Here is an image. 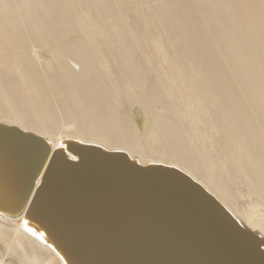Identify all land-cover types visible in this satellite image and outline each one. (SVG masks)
<instances>
[{"label": "bare ground", "instance_id": "6f19581e", "mask_svg": "<svg viewBox=\"0 0 264 264\" xmlns=\"http://www.w3.org/2000/svg\"><path fill=\"white\" fill-rule=\"evenodd\" d=\"M170 2H164L160 7V11L163 13V16L159 17V20H161L160 23L163 26L160 28H164V30H158V28L155 27V30L158 31L151 38L152 44L159 55V59L155 66L158 78L152 86L153 95L151 97H146L147 92L144 82L142 81L144 71L140 68L138 73H134V69L137 67H135L133 62H130V60H132L129 56L131 47H128L127 44H130L129 40L131 39L132 29L128 25L123 24V17L120 18L118 22L116 21L117 23H115V26L112 24L113 27L111 29L104 26L112 18L108 16L109 7L105 6L104 0H62L58 2V6L61 9L63 7V11H60L56 18L51 19L46 25V28L56 27L61 17L64 16L62 19L68 20V23L72 20H74L75 23L78 22L77 26L81 27V34H85L87 30L91 31L94 29L96 34H100L103 38L108 37L107 50H105L111 54L113 60L117 61L122 59L121 62L123 61L124 63L123 66L121 65L122 68H119L120 71H117V76L104 72L107 71L110 66L107 69L106 55L98 45L92 47H86L85 45L83 48H79V46L75 44H73V46L72 44L67 46L68 50H71L72 47L76 49L77 60L72 63V66L75 65L73 71L71 69L66 70L62 65H59L63 61L60 60L61 62H59L57 66L54 65L51 61V56L46 54L41 48L35 50L29 43V34L24 25V18L19 16L18 19L10 22L12 13L18 14L20 10L28 11L29 9L31 10V8H33L34 11L35 9H39L44 12L52 10L55 6L53 0H0V98L6 102L5 106L7 110L13 115V117L0 115V123L17 126L26 132L44 136L53 145L64 139H74L87 144H95L107 150L125 151L131 158L136 159L140 164L162 163L174 166L191 176L209 191L232 213L243 227L264 238V216L261 215L259 211V213H257L256 210L251 209L249 205L247 206L250 208L240 209L237 207L226 186L228 180L226 175H228V173H225L226 175L224 174L227 178L224 184L222 179L217 178L218 174L214 175L208 171L209 168H199L196 157L193 154L189 155L184 152L180 146V143L183 141L190 144L193 143L192 145L198 149L205 147V145L212 146L219 144L220 146H218L221 148V151L219 148L218 150L222 152V155L224 154V156H222L223 159L226 157V164L228 162L234 169H237L239 174L236 173V175L238 177H243V181L246 180L257 194L262 197L261 200L264 202V30L262 31V28L260 29V26L264 24V15L261 17L259 16V18L256 16L264 9L258 10L259 12L256 13V15L253 14L256 16V21L254 23H249L250 18L247 15L242 18L231 11L228 13L227 10L225 14L227 13L229 15V19L227 18L228 24H226L228 26H223L224 22L219 20L218 27L221 29L218 37L212 32V39L217 45L222 40H227L226 37H228L232 31L239 32L246 38L247 42H250L249 45L251 49L250 47L248 49L250 51L245 53H243L244 49L242 52L238 51L240 54H243H241L240 57L238 54L236 60L234 59L235 61H240V63L238 62L239 65L237 66L235 61L233 62L235 64H232L233 66L236 65L235 67H238L236 69L240 72V75L237 77L235 72L231 70L233 66L228 64L229 62L226 58L225 62L222 64L217 61V64H220L218 66H215L216 63H214L213 67L215 68H211L213 71L209 70L204 63L195 60L194 54L185 41L178 42L174 39L173 35L169 36L170 33L167 31L168 27L166 28V26L170 25L174 29L179 25V21L181 20H178L175 10L173 9L174 4L171 6ZM258 2L260 5H264V0ZM80 6H85L87 9L89 8L88 11L92 12L93 16H95L93 24H86L84 20L86 16L85 13L83 14L81 12V14H74L75 9ZM67 15H69V19H67ZM255 16L253 17L255 18ZM115 17L117 18V16ZM25 19L31 20V17H25ZM163 21L165 22L164 25L162 24ZM61 22H63V20ZM90 31H88V35L86 36H92ZM214 31L217 32L216 29H214ZM69 34L65 33V37L63 38L65 41H68V43L72 40L69 36L67 37ZM37 35L40 36V34ZM237 35L239 34L236 33V36ZM39 36L37 37L38 39L40 38ZM49 37L51 40L52 36L49 35ZM238 37L241 38V36ZM86 39L85 36L80 38V40H85V42ZM89 39H91V37ZM231 39L237 38L231 37ZM104 40L106 39H103V41ZM51 42L54 43L55 41L52 39ZM237 42H240V44H238L241 46L240 39ZM233 43L235 44L236 42ZM29 44L32 46L31 51L34 54V58L41 62L40 65H42V68L40 71H35L36 64L33 63L30 65L31 70H29V68L27 70L30 72L34 71V75L37 74L35 75L37 79L38 76H43L39 81L32 79L28 73H24V71L21 70L26 66L23 65V62L21 63V58L20 64H17L16 60L11 61L13 57H21L17 52L13 53L14 49H22L23 51ZM104 44L102 43V45ZM220 44V46L224 45L222 42ZM228 45L226 46L227 48ZM232 45L230 44L229 47L231 46L230 48H232ZM220 49L219 52L221 53ZM238 50L241 49L238 48ZM31 51L30 55H32ZM230 51H232V49ZM228 53L230 54L231 52ZM21 54L24 53L22 52ZM235 54L233 53V58H235ZM57 56H59V54H57ZM217 57L215 59H217ZM144 58H146V56ZM228 58L230 57L228 56ZM29 61L31 62V60ZM230 61L232 62V60ZM24 62H27V59H25ZM211 63H213V61H211ZM37 64L39 65L38 61ZM65 64L66 63H64V66ZM227 72L231 73H229L231 77L234 76V79L229 82H227L226 79ZM130 74L133 77L128 78ZM250 77H255L258 81L254 83L246 82ZM15 86L18 87L20 93L28 97L31 93L38 95L42 92H40L42 89L46 92L49 91V95L55 101L65 102L70 99V104L76 105V107H68L64 112L69 115H74L75 124L67 126L66 130L75 128L76 126L79 130L75 133H55V131L52 133L44 130L45 128L41 129L24 122L19 111H17L16 107L8 100H12L9 91ZM121 89L136 90V92L128 94L126 98L131 99L133 96H136V94L140 95L143 97L144 106L148 109H152L154 116L153 121L150 120L147 113L140 110L138 107L134 109L132 119L136 125L139 124V126L144 129L145 133L143 135L150 140V145H152V147H150L153 149L152 151L157 154L156 157L144 156L142 152L132 150L131 142L124 135L116 136L121 144H111L108 142L106 138L107 132L102 126L104 124L109 126L112 125L111 117H114L115 114L113 112L114 107L110 103L112 100L118 98L122 91ZM83 97H92L91 99L96 100L100 107L96 108V105L83 106ZM150 99H153V101L150 102ZM119 107H116V109ZM95 109H103V112H101V116L104 115L103 122L98 123L94 120L97 119L93 116ZM45 111L49 113V110ZM36 116L41 118V116ZM57 125L59 124L57 123ZM151 130L153 133L150 132ZM158 135L167 142L165 147L166 151L170 154L169 158L159 156V150L156 148ZM210 149L212 148H209V152ZM221 175L220 178H223V174ZM0 264H64V262L53 248L47 244L42 234H38L28 228L22 217L7 218L0 214Z\"/></svg>", "mask_w": 264, "mask_h": 264}, {"label": "water", "instance_id": "95a60500", "mask_svg": "<svg viewBox=\"0 0 264 264\" xmlns=\"http://www.w3.org/2000/svg\"><path fill=\"white\" fill-rule=\"evenodd\" d=\"M0 214L64 264H264V238L180 169L3 123Z\"/></svg>", "mask_w": 264, "mask_h": 264}, {"label": "rangeland", "instance_id": "374dc122", "mask_svg": "<svg viewBox=\"0 0 264 264\" xmlns=\"http://www.w3.org/2000/svg\"><path fill=\"white\" fill-rule=\"evenodd\" d=\"M53 1H54L55 6L52 10H49L47 12H44V11L39 10V9H35V11H34L33 8H31V10L29 9L28 11L20 10L18 14L12 13V16H11L12 19L10 20V22L15 20V19H18L19 16L24 18V21H25L24 25H25V28L27 30V33L29 34V36H28L29 37V43L34 47L35 50L38 48H41L46 54L51 56V61H52V63H54V65L57 66L59 64V62L63 61L59 65H62L63 68H65L66 70L71 69L73 71V68L75 65L72 66L73 65L72 63H74L77 60L76 49H74L72 47L71 50H68L67 46H69L70 44H72V46H73V44H75L76 46H79V48H83L85 45H86V47H89V46L92 47L94 45H98L99 47L102 48V50L104 51L103 53H105V55H106L105 57H106V62H107V69L110 66L109 69L107 71H104V72L117 76L118 75L117 71L118 72L120 71L119 68L121 69L122 68L121 65L123 66L124 63H123V61L121 62L122 59L117 60V61L113 60L111 57V54H109L108 51H106L107 45H108V42H107L108 37L103 38V36H101L100 34H98V33L96 34V31H94V29H92L91 31L87 30L85 34L84 33L81 34V30H80L81 27L77 26L78 22L75 23V21L72 20L70 23H68L67 22L68 20L62 19V17L64 18V16L61 17V20L58 22L56 27H53L54 26L53 25V26H51L53 28H46V25L49 23V21L53 18H56L58 16V13H60V11H63V7L61 9L58 6V2H61L62 0H53ZM170 1L169 0H104L105 6L109 7L108 16L112 17L110 19L111 21L109 20V22L104 26H106V28H108V29H111L113 27L112 24H114V26H115L116 25L115 23H117L120 20V18L123 17V21H122V22H124L123 24L128 25L132 29L131 39L129 40L130 44H127L128 47L129 46L131 47V49L129 51L130 52L129 56L132 60H130V62H133L135 67L138 68V69L137 68L134 69V73H138V70L140 68L143 69V71H144L142 81L144 82V86L146 88V92H147L146 97H151L153 95L152 94L153 93V87L152 86L154 85V83L157 81V78H158V76L156 75L157 72H156L155 66L157 64V60L159 59V55L156 52V50L152 44L153 42L151 41V38L157 33L158 30H162V29L164 30V28H162V29L160 28L163 26L160 23L161 20H159V17L163 16V13L160 11V7L164 2H170L171 6H173V4H174L173 9L175 10V14H176L178 20L181 19L179 21V25L174 29L170 25L166 26V28L168 27L167 31L170 33L169 36L173 35L174 39H176L178 42L185 41L187 43V45L190 47L189 49L191 50V52L194 54L195 60L198 62L201 61L202 63H204L206 65V67H208L209 70H212V71L215 68V67H213L214 66L213 64L216 63L215 66H218V65L225 62V58L228 60V62H229L228 64L230 66H233L235 63L238 66L240 61L239 60L235 61L237 55L239 54L238 56L240 57L241 54H243L247 51H250V50H248L249 47L251 49V46L249 45L250 42H247L246 38L242 34H240L239 32H233L232 31L231 34L228 37H226L227 40L224 39L221 41L224 44L222 46H220L221 42L217 45L213 41L212 32L214 34H216L217 37H218V34L220 33L221 28L218 27V21L220 20L221 22H224L223 26H228L226 24H228L229 15L227 13L225 14V12H227V10H228V13H229V11H231L235 15H238L239 17H242V18H244V16L247 15L250 18L249 23L250 22L254 23L256 21V16L259 18V16L261 17L264 15V10L260 11V10L264 9V5L263 6L260 5V3L258 2L260 0H255V1H253V0H174L175 3L173 2V0H170ZM176 1L179 3H177ZM197 1H199V2H197ZM153 2H155V3H153ZM148 4H150V5H148ZM111 6L114 8H112ZM139 8H140V10H139ZM70 9H72V8H70ZM88 9L85 6H80L77 9H75L74 14H76V15L81 14V12L83 14L85 13L86 19L84 18V20L86 21V24L91 25L94 23L93 21H95V16H93L92 12H89ZM134 10H135V12H134ZM22 12H24V13H22ZM252 12H254V13H252ZM256 13H258L259 15L258 14L256 15ZM253 14H255L256 16ZM227 15H228V17H227ZM68 16L69 15H67V17ZM115 16H117V18ZM253 16H255V18ZM25 17H31V20H26ZM69 18L70 17H68L67 19H69ZM93 18H94V20H93ZM113 18H114V20H113ZM263 18H264V16H263ZM62 20H63V22H61ZM126 20H127V22H126ZM59 23H62V24H59ZM162 24L164 25L165 22L163 21ZM211 24H213V25H211ZM155 27H157L158 30H155ZM214 29H216L217 32H215ZM260 29L262 31L264 30V24H263V26H260ZM88 31H90V33L92 35V36H90L91 39H89L90 38L89 36H86V35H88ZM65 33L66 34L70 33L69 35H67V37L69 36V38H72V40H70L69 43H68V41H65V39H63L65 37ZM236 33H238L239 35L236 36ZM23 34L25 35V32ZM37 34H40V36ZM49 35L52 36L51 40L53 39L55 41L54 43L51 42ZM38 36L40 37L39 38L40 40L37 38ZM83 36H85L87 38L86 39L87 43L85 42V40H83V41L80 40V38ZM238 36H241V38H239ZM231 37H233V38L236 37L237 39H231ZM42 38H44V39H42ZM48 38H49V41H48ZM102 38L106 39V40L103 41ZM138 38L140 39V41ZM229 38H230V40H229ZM239 39L241 41L242 47L239 45L240 42H237V41H239ZM42 40H43V42H42ZM231 40L232 41L234 40L233 42H236V43L234 44ZM235 40H237V41H235ZM242 40H243V42H242ZM45 42L48 44H46ZM227 42L229 45L234 44V45H232L233 47L230 48L231 46L229 47ZM102 43L103 44L106 43V44L102 45ZM30 44L23 51H22V49H20V50L17 48L14 49L13 53L17 52V54L21 57H19V58L17 56H16L17 58L13 57V58H11V61L16 60L17 64H20V58H21V63L23 62V65L24 66L26 65L21 70H23L24 73H28L32 79L39 81L43 76L40 75V76H38V79H37V77L35 76L37 74L34 75V73H33L34 71L30 72L27 70L28 68H29V70H31L30 65H32L33 63L36 64V70L35 71H38V70L40 71V69L42 68V65H40L41 62L38 59L36 60V58H34V54L31 51L32 46ZM227 45H228L229 49L226 47ZM215 46H217V47H215ZM222 48H225V49H222ZM236 48H237V50H236ZM238 48L241 50H238ZM219 49L221 50V53L219 52ZM231 49H232V51H230ZM242 50H243V53L240 54L238 51L242 52ZM21 51L24 54H21L22 53ZM30 51L32 52V55H30ZM228 52H231L230 53L231 55ZM232 52L234 54L236 52V54L234 55L235 58H233ZM131 53H133V54H131ZM224 53L226 55L227 54L228 55L226 56ZM57 54H59V56H57ZM220 55L221 56L223 55V56L221 57ZM145 56H146V58H144ZM228 56L230 58H228ZM231 56H232V58H231ZM23 57H24V61H25V59H27V62L23 61ZM216 57H217V59H215ZM28 59L31 60V62ZM145 59L146 60L148 59V60L146 61ZM110 60H111V62H110ZM230 60H232V62ZM37 61H38L39 65L37 64ZM68 61H70V62H68ZM211 61H213V63H211ZM217 61H219L220 64L219 63L217 64ZM234 61H235V63H233ZM64 63H66L65 66H64ZM148 63H149V65H148ZM108 64H110V65H108ZM39 66H40V68H39ZM235 66H233L231 68V70L233 72H235V75H237V77H238L240 75V72L238 69H236L238 67H235ZM211 68H213V69H211ZM151 69H153V70H151ZM98 70H99V68H98ZM153 71H155V72H153ZM74 72H76V71H74ZM229 73L227 72L226 73L227 76L225 75L227 82L234 79V76L231 77L230 76L231 73L230 74ZM128 76H129L128 78L133 77L131 74ZM254 78L255 77H253V78L250 77L249 79L246 80V82H249V83L257 82L258 79L255 78V80H254ZM218 80H219V78H218ZM121 90L124 92H122ZM121 90H120L121 93L119 94V96L116 100H112V101L110 100L111 101L110 104L114 107V108L113 107L112 108H113V112L115 114L114 117H111L112 125L109 126V125H105L104 123H102V124H104L102 126L103 129L107 132L106 138H107L108 142L111 144H121V142L118 141L116 136L117 135H124L131 142L132 150L140 151V152H142V154L144 156L156 157L157 154L154 151H152L153 149L151 148L152 145H150V140H148L145 137V135H143L145 133L144 129L141 128L139 126V124L136 125V123H134V121L132 119L133 111L136 107H138V108H140V110L147 113L150 117V120L153 121L154 116H153L152 109H148L144 106L143 97H141L140 95L136 94V96H133L131 99L126 98L128 96V94L136 92V90H134V89L133 90L121 89ZM40 92L41 93H39L38 95L31 93L30 96L28 97V96L20 93L18 91V87L15 86L14 88L12 87V89L9 91V94L11 95L10 98L12 100L11 101H10V99H8V100H9V102H11L16 107V110L19 111V113L22 116V120L24 122L30 124V125H33L35 127L41 128V129L45 128L44 130H47V131L52 132V133H54V131H55V133H65V132L75 133L76 131H78L79 129L77 128V126L75 128L66 130L67 126H71V125L75 124V118H74V115H69V114H66L64 112L65 110H67L68 107L74 108V107H76V105H71L70 99H68L65 102L64 101L63 102L55 101L49 95V91L46 92L45 90L41 89ZM37 96H39V97H37ZM37 98H39V99L41 98V99L39 100ZM91 98L92 97H88V98L83 97V100H82L83 106L84 105H87V106L96 105V108L100 107L98 105V102L94 99H91ZM137 99H138V101H137ZM43 100H45V101H43ZM0 101H1V103H0V115L5 116V117H13V115L7 110V108L5 106L6 102L1 98H0ZM152 101H153V99H150V102H152ZM28 102H31V103H28ZM47 107H48V109H47ZM116 107H119V108L116 109ZM45 110H47V111L49 110L48 111L49 113H47ZM101 112H103V109H95V112H94L95 114L93 113V116L97 118L94 120L98 123L103 122V119H104V115L101 116ZM42 113H43V115H42ZM36 115L41 116V118L37 117ZM57 120H58V122H57ZM50 123H52V124H50ZM57 123L59 125H57ZM61 126H62V129H61ZM63 127L65 130L63 129ZM154 131L156 132L155 128H154ZM150 132L153 133L152 130ZM157 138H158V142H157L156 148L159 150V153H160L159 156H164L166 158H169L170 154L166 151V147H165L167 142L165 140H163L160 135H158ZM180 144H181L180 146L182 147V150L184 152L188 153L189 155L193 154L196 157V159H197L196 162L198 163L199 168H203V169L209 168L208 171H210L214 175L218 174L217 178L222 179L224 184L226 183V180L228 178L226 186H227L228 190L230 191V194L233 197V200L236 203L238 208L242 209V208H250L251 207V209L256 210L257 213L260 212V214L264 216V204H263L264 202H263V200H261L262 197L257 194V192L247 183L246 180L243 181V179H244L243 177L239 176L240 177L239 178L236 175V173L239 174L237 169H234V167L231 166L228 162L226 164V160H225L226 157L223 159L222 156H224V154L222 155V152H220L221 148H219V146H220L219 144H215L212 146L205 145V147H201V149L194 147L192 145L193 143L190 144V143H187L186 141H183ZM209 148H212L213 150L210 149V152H209ZM215 148H217V149H215ZM218 148L220 151L218 150ZM211 150H212V152H211ZM217 154H218V156H217ZM216 158H218V159H216ZM219 161H220V163H219ZM220 165L224 166L225 168L220 166ZM220 167H222L223 169ZM221 169H222V171H221ZM228 169H229V171H228ZM218 171H219V173H218ZM233 171L235 174L233 173ZM225 173H228V175H226ZM221 174H223V178L222 177L220 178ZM224 174L227 176V178ZM232 175H233V177H232ZM242 182H243V184H242ZM244 186H245V188H244ZM246 188L248 191L246 190ZM258 197H259V199H258ZM257 201H259V202H257ZM247 205H249L250 207Z\"/></svg>", "mask_w": 264, "mask_h": 264}]
</instances>
